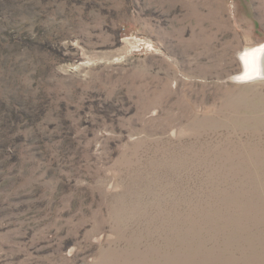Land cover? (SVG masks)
I'll use <instances>...</instances> for the list:
<instances>
[{
    "label": "rangeland",
    "instance_id": "obj_1",
    "mask_svg": "<svg viewBox=\"0 0 264 264\" xmlns=\"http://www.w3.org/2000/svg\"><path fill=\"white\" fill-rule=\"evenodd\" d=\"M264 0H0V264H264Z\"/></svg>",
    "mask_w": 264,
    "mask_h": 264
},
{
    "label": "bare ground",
    "instance_id": "obj_2",
    "mask_svg": "<svg viewBox=\"0 0 264 264\" xmlns=\"http://www.w3.org/2000/svg\"><path fill=\"white\" fill-rule=\"evenodd\" d=\"M239 60L242 65V71L237 77L246 74L247 78H256L257 75H264V44L255 48L246 47L242 51Z\"/></svg>",
    "mask_w": 264,
    "mask_h": 264
}]
</instances>
